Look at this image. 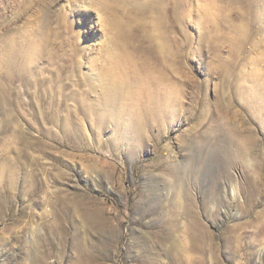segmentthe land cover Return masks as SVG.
Returning a JSON list of instances; mask_svg holds the SVG:
<instances>
[{"label":"rangeland","instance_id":"374dc122","mask_svg":"<svg viewBox=\"0 0 264 264\" xmlns=\"http://www.w3.org/2000/svg\"><path fill=\"white\" fill-rule=\"evenodd\" d=\"M52 1L0 0V264H264V0Z\"/></svg>","mask_w":264,"mask_h":264},{"label":"bare ground","instance_id":"6f19581e","mask_svg":"<svg viewBox=\"0 0 264 264\" xmlns=\"http://www.w3.org/2000/svg\"><path fill=\"white\" fill-rule=\"evenodd\" d=\"M52 1V0H51ZM55 0H53L52 2H54ZM70 1V3H74L76 6H81V2L84 0H68ZM86 2V1H85ZM92 4V3H91ZM52 5V4H50ZM68 5V4H67ZM94 6V5H93ZM50 7V6H49ZM56 7V6H55ZM72 8V7H70ZM63 9V8H62ZM65 9V7H64ZM52 10V9H51ZM53 10L57 11L56 8H54ZM50 11V10H49ZM49 11H47L49 13ZM54 11V14H55ZM62 11V10H61ZM70 11V10H69ZM34 13V11H33ZM52 13V12H50ZM49 13V14H50ZM47 14V13H46ZM57 14V12H56ZM34 15V14H31ZM67 15V14H66ZM72 15V14H71ZM48 17V16H47ZM46 17V18H47ZM55 17V16H54ZM100 17V16H99ZM45 18V17H44ZM60 18V16L55 17V20ZM50 20H52V18H49ZM97 75V74H96ZM97 77V76H96ZM98 78V77H97ZM94 79H96L94 77ZM173 88V87H172ZM109 90V89H108ZM114 90V89H113ZM107 91V90H105ZM113 92V91H112ZM105 93H109L108 91ZM104 93V95H105ZM115 93V91H114ZM111 94V93H110ZM116 94V93H115ZM112 97H114V95ZM103 95V96H104ZM117 95V94H116ZM115 95V96H116ZM107 97V96H106ZM110 97V96H109ZM102 99H104V97H102ZM106 99V98H105ZM104 99V100H105ZM113 99V98H112ZM111 98H108V102L109 100H112ZM102 101V100H101ZM113 101V100H112ZM104 102V101H103ZM107 102V101H105ZM108 104V103H106ZM108 106V105H107ZM109 107V106H108ZM107 107V109H109ZM102 108V107H101ZM106 110V109H105ZM103 112V111H102ZM105 112V111H104ZM107 112V111H106ZM26 182L28 183L27 186H25V191L26 193L31 194L32 196L35 195L37 192H39L40 187L39 184H37V182L31 178V177H27L26 178ZM237 191H234V195L233 198L236 197ZM226 201L227 202V194H225L222 197V201ZM244 225V226H242ZM243 228L242 230H245L243 232H247V229L251 228L253 231L251 232L252 235L256 236L257 238H263L264 239V213L262 215H258L255 219V221L251 222V223H247V224H241V227L237 228V230H233L231 231L228 235H226V240L227 241H234L236 243H240L239 240L241 238L242 233H240V229ZM199 230L201 233H199L198 236V240L197 243L195 244V246L193 247V252H195L197 254V257L195 259V261L192 264H221L220 260L218 259V249L213 245L212 241H209V237H208V233L206 230H204V228L199 227ZM241 244V243H240ZM238 247V246H237ZM169 256H172L174 254L175 251V247H171L169 249Z\"/></svg>","mask_w":264,"mask_h":264}]
</instances>
